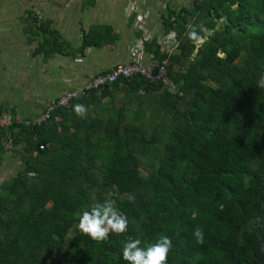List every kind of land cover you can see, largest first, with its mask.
Returning a JSON list of instances; mask_svg holds the SVG:
<instances>
[{"label":"trees","instance_id":"16d2710c","mask_svg":"<svg viewBox=\"0 0 264 264\" xmlns=\"http://www.w3.org/2000/svg\"><path fill=\"white\" fill-rule=\"evenodd\" d=\"M162 18L166 32L178 34L170 75L179 93L137 75L57 107L40 125L0 128L3 146L23 142L26 155L25 170L0 196V264H127L124 241L147 244L161 234L173 242L167 264H264V87L257 83L264 0H192ZM201 23L206 32L196 43L187 30ZM147 50L161 57L157 37ZM118 91L147 100L150 121L124 122L125 104L108 112L103 100ZM76 104L85 105L83 118ZM107 198L128 227L95 241L78 218ZM196 226L205 232L201 244Z\"/></svg>","mask_w":264,"mask_h":264},{"label":"crops","instance_id":"0c3cea01","mask_svg":"<svg viewBox=\"0 0 264 264\" xmlns=\"http://www.w3.org/2000/svg\"><path fill=\"white\" fill-rule=\"evenodd\" d=\"M184 6L187 0H0V113L14 123L36 117L63 92L128 61V47L140 34L135 29L139 12L146 28L160 37L166 32L162 15ZM33 16L56 34L44 33ZM97 28L103 31L88 38ZM45 40L53 44L41 46ZM51 45L58 50H50ZM147 102L125 91L103 100L108 112L125 104L123 121L133 125L150 121L152 105ZM90 110L98 116L93 106ZM106 114L101 109L99 116ZM0 144L1 196L5 185L25 170L26 155L23 142L12 150Z\"/></svg>","mask_w":264,"mask_h":264},{"label":"built area","instance_id":"2783aa9c","mask_svg":"<svg viewBox=\"0 0 264 264\" xmlns=\"http://www.w3.org/2000/svg\"><path fill=\"white\" fill-rule=\"evenodd\" d=\"M130 14L131 11H129ZM135 29L140 34L128 47V61L116 64L108 70L99 72L88 79L81 87L72 88L63 92L58 98L51 101L39 115L22 122L26 125H40L49 119L57 107H67L73 101L82 99L91 91H101L105 87H112L121 79H130L137 75H140L147 81L158 83L162 92L171 94L179 93V85L170 75L172 71L171 59L177 52L179 46L177 32L169 30L162 36L157 37L161 56L158 58L154 52L147 50L148 43L154 40L155 35L146 28V17L141 12H139L138 19L135 23ZM170 33H175V35L171 36ZM141 92L143 93V90ZM13 123L14 120L11 117L0 113V128H9ZM4 145L8 150L14 148L11 140L6 141ZM45 147V145L40 146L41 149Z\"/></svg>","mask_w":264,"mask_h":264},{"label":"clouds","instance_id":"9594fccd","mask_svg":"<svg viewBox=\"0 0 264 264\" xmlns=\"http://www.w3.org/2000/svg\"><path fill=\"white\" fill-rule=\"evenodd\" d=\"M205 32L206 28L202 23L189 25L187 37L196 43H202V36ZM170 35L174 36L175 33H170ZM257 83L258 86L264 87V76H261ZM73 111L83 118L87 109L83 104H76L73 106ZM128 200L132 202L134 197L129 195ZM128 223V218L119 210L115 201L107 198L83 209L79 215L77 227L92 240L104 241L109 238L110 234L125 233ZM192 237L197 244L203 243L205 237L203 228L196 226L192 230ZM172 247V239L166 234H161L158 239L147 244L139 238L129 237L123 242L120 252L127 264H167Z\"/></svg>","mask_w":264,"mask_h":264},{"label":"rangeland","instance_id":"374dc122","mask_svg":"<svg viewBox=\"0 0 264 264\" xmlns=\"http://www.w3.org/2000/svg\"><path fill=\"white\" fill-rule=\"evenodd\" d=\"M192 0H187L188 5L191 3Z\"/></svg>","mask_w":264,"mask_h":264}]
</instances>
